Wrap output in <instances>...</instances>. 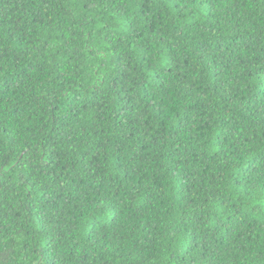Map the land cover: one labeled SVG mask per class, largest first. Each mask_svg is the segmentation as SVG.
Wrapping results in <instances>:
<instances>
[{
  "label": "trees",
  "instance_id": "16d2710c",
  "mask_svg": "<svg viewBox=\"0 0 264 264\" xmlns=\"http://www.w3.org/2000/svg\"><path fill=\"white\" fill-rule=\"evenodd\" d=\"M0 264H264V0H0Z\"/></svg>",
  "mask_w": 264,
  "mask_h": 264
}]
</instances>
